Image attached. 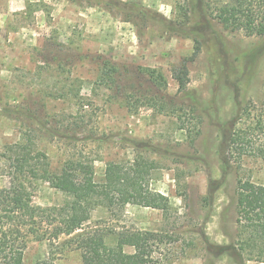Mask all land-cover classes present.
Instances as JSON below:
<instances>
[{
  "label": "rangeland",
  "instance_id": "rangeland-1",
  "mask_svg": "<svg viewBox=\"0 0 264 264\" xmlns=\"http://www.w3.org/2000/svg\"><path fill=\"white\" fill-rule=\"evenodd\" d=\"M114 1L0 0V187L10 185L9 157L20 149L6 147L16 143H29L36 167H71L84 176L83 163L97 181L110 163L144 160L152 166L144 186L168 196L169 209L101 207L86 228L106 233L110 245L125 229L151 231V264H264L206 249L235 238L238 179L264 184L263 161L234 155V168L226 169L219 157L239 105L263 99L264 37L226 30L210 18L201 52L188 61L184 93L172 69L194 55V32L161 18L181 21L187 0H121L126 9ZM105 61L124 69V89L101 81ZM147 68L164 75L166 89L143 75ZM154 95L157 103L148 100ZM164 104L167 110L158 111ZM211 180L217 191L210 208L204 197ZM30 185L35 205L65 202L47 181ZM24 261L83 264L73 235L53 245L30 241Z\"/></svg>",
  "mask_w": 264,
  "mask_h": 264
},
{
  "label": "trees",
  "instance_id": "trees-1",
  "mask_svg": "<svg viewBox=\"0 0 264 264\" xmlns=\"http://www.w3.org/2000/svg\"><path fill=\"white\" fill-rule=\"evenodd\" d=\"M114 5L126 9L128 3L117 0ZM182 9L185 10L181 21L161 18L174 30L180 28L194 32V55L184 58L181 64L172 69L181 92L189 90L188 61L194 60L201 52L203 28L211 22L210 18L226 30L264 37V0H187ZM143 10L148 12V9ZM190 10L198 18L195 21L189 15ZM261 49H264V44ZM123 70L116 63L106 62L101 70V81L124 89ZM142 73L162 89L167 88L164 75L157 69H143ZM143 97L146 98V94ZM148 100L158 102L155 95ZM166 105H160L158 111L165 112ZM16 149H20V152L15 158L12 160L13 157H9L10 185L0 187V264H29L24 261V251L30 241L46 240L53 245L59 244L63 236L72 235L76 236L83 264L152 263V251L148 244L154 238L151 231L125 229L118 233V242L110 245L106 241V233L85 227L92 219V212L101 207L111 211L116 205L124 207L128 203H138L167 211L168 196L144 186L152 169L149 163L137 159L131 167L110 163L104 179L97 181L93 168L84 167L83 163L80 166L84 176L80 175L82 170L71 167L54 172L48 163L42 167L32 165L29 143L6 147L7 152ZM234 155L240 158L253 156L264 162V96L258 104L251 99L240 104L232 118L231 128L219 145V157L226 169L234 168ZM33 180L49 182L64 194L65 202L50 207L35 205L30 185ZM216 191L211 180L204 197V202L210 208ZM235 208V238L226 244L209 243L206 249L216 257L233 252L241 263L247 259L264 263V184L250 178H239ZM126 246H133L135 251L127 252Z\"/></svg>",
  "mask_w": 264,
  "mask_h": 264
}]
</instances>
